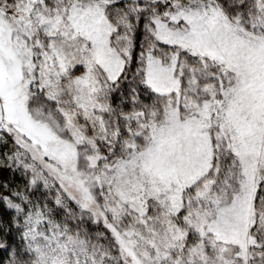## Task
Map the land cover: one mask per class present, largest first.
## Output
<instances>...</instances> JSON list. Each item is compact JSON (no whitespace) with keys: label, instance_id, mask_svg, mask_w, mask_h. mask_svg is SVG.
Here are the masks:
<instances>
[{"label":"snow or ice","instance_id":"snow-or-ice-1","mask_svg":"<svg viewBox=\"0 0 264 264\" xmlns=\"http://www.w3.org/2000/svg\"><path fill=\"white\" fill-rule=\"evenodd\" d=\"M0 264H264V0H0Z\"/></svg>","mask_w":264,"mask_h":264}]
</instances>
